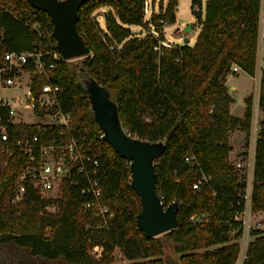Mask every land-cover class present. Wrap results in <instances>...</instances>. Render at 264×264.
Listing matches in <instances>:
<instances>
[{
	"label": "trees",
	"instance_id": "16d2710c",
	"mask_svg": "<svg viewBox=\"0 0 264 264\" xmlns=\"http://www.w3.org/2000/svg\"><path fill=\"white\" fill-rule=\"evenodd\" d=\"M144 1L84 2L76 26L90 54L57 61L47 76L34 72L32 60L23 67L35 73V92L48 80L58 86L57 107L71 113L72 132L86 129L85 146L99 160L101 198L114 217L106 228H93L98 218L80 209L88 196L81 192V185L67 180L57 197L45 198L28 189L14 201L13 184L24 163L17 148L0 165V264H113L117 248L132 260L128 264H164L165 246L176 250L182 264H235L239 253L235 239L242 231L234 214L243 208L244 180L229 159V138L235 129L249 133L253 102L247 96L244 115H233L234 99L226 78L233 64L255 75L262 0H191L199 25L194 43L161 46V52L155 46L163 35L156 38L147 32L138 37L131 30L144 23ZM177 3L168 0L163 12L151 15V21L175 22ZM100 8L106 9L102 26L94 16ZM22 10L26 16H19ZM34 23L52 31L47 12L35 9L28 0H0V68L5 52L28 51L39 43L44 47L49 40L56 41L54 36L39 35ZM90 77L108 89L129 133L166 144L154 160L157 191L164 205L176 200L180 208L178 226L163 236L147 237L138 228L141 202L130 185L129 162L101 136L84 89ZM258 107L262 118L255 144V212L264 211V69ZM5 111L0 108L3 116ZM9 129L13 137L42 132L39 125L20 123ZM187 154L195 157V164L186 162ZM202 172L212 179L193 189V181ZM201 213L205 214L201 220H190ZM250 234L253 238L241 264H264V231L253 228ZM95 246L101 249L99 256L91 252Z\"/></svg>",
	"mask_w": 264,
	"mask_h": 264
},
{
	"label": "built area",
	"instance_id": "2783aa9c",
	"mask_svg": "<svg viewBox=\"0 0 264 264\" xmlns=\"http://www.w3.org/2000/svg\"><path fill=\"white\" fill-rule=\"evenodd\" d=\"M147 4L148 2L145 0L143 7L145 14ZM26 15L27 11L22 10L19 16ZM163 23L161 18L154 21L149 20L150 33L156 38H160L165 32L158 28V25H163ZM33 28L44 38L53 36L52 31L42 30L40 24L34 23ZM172 45V42L163 38L159 39V45L155 46V49L161 52V46L170 47ZM61 59L64 58L57 49L56 41L52 40H49L44 47L39 43L32 50L4 53L5 64L0 68V92L3 88H16L21 89L22 93L12 95L10 98H4L0 94V108H6L4 116L0 114V157L3 159H0V165H4L5 158L12 156L15 150L20 148L24 156V163L13 184L14 201L20 200L28 189L38 191L42 197L54 198L59 195L60 185L66 180L81 185V192L88 198L81 202L80 209L90 210L98 218L92 227L103 229L114 217V211L106 202L102 201L99 160L93 149L85 146L86 136L84 133L86 129L76 133L71 131V113L57 107V85L48 80L35 92L32 89L33 78H27V80L14 78L15 70L23 69L30 60L33 61L34 72L42 73L54 69L57 61ZM240 69L237 64H233L231 68L233 72ZM258 78L259 76L255 72L253 79L257 81ZM257 108L259 109L258 101L256 103L253 100L252 119L257 115V113L255 114ZM24 110L29 111L28 119L22 116ZM16 123L39 125L42 132L13 137L9 125ZM101 136L104 137L103 134ZM255 144L256 140L251 141L246 160L243 158L236 161L231 160L244 180V190L241 194L243 208L234 214V219L240 222L244 237L241 242L236 240L239 243V253L235 264H241L246 257L249 243L247 236L251 228L255 227V224L252 223ZM185 160L190 164L196 163L192 154H187ZM211 179V175L202 172L193 181L192 187L199 189L203 184L209 183ZM204 216V213L195 214L190 217V220L199 221ZM93 249L101 251L98 246Z\"/></svg>",
	"mask_w": 264,
	"mask_h": 264
},
{
	"label": "water",
	"instance_id": "95a60500",
	"mask_svg": "<svg viewBox=\"0 0 264 264\" xmlns=\"http://www.w3.org/2000/svg\"><path fill=\"white\" fill-rule=\"evenodd\" d=\"M32 7L47 12L52 23L57 49L65 60L76 59L90 54L77 29L79 8L88 0H28ZM190 28V26H188ZM189 40L186 38L184 43ZM94 119L103 132L104 138L113 149L129 162L130 185L138 195L141 210L136 216L138 228L147 237L166 233L178 226L180 203L173 200L164 205L157 191L158 177L154 160L165 150L164 141H149L133 136L123 127L117 104L110 97L108 89L90 77L84 84ZM164 264H182L173 247L165 246Z\"/></svg>",
	"mask_w": 264,
	"mask_h": 264
},
{
	"label": "rangeland",
	"instance_id": "374dc122",
	"mask_svg": "<svg viewBox=\"0 0 264 264\" xmlns=\"http://www.w3.org/2000/svg\"><path fill=\"white\" fill-rule=\"evenodd\" d=\"M148 6H147V12L145 14V18L143 17L144 23L142 25H133L131 27V30L133 34L137 35L138 37L144 36L147 32H150V25H149V20H151V15L154 13H159L163 12L168 0H147ZM263 8H264V0H263ZM195 10L198 11L199 7L195 6ZM202 11H204V1H203V6H202ZM106 12V9L100 8L97 11L94 12V16L98 19L99 25L102 26L104 24V14ZM144 12V10H143ZM264 12V11H263ZM176 20L175 22L171 23L168 20L164 19L163 25L161 24L160 27L162 30H164V39L169 40L172 42V44H182L184 43V40L187 38L190 44H193L197 32L199 30V25H198V20L195 15H193L192 10H191V0H178L177 6H176ZM190 26V28H188ZM258 64L259 67L260 65L264 66V42L262 46H260L259 53H258ZM234 76L235 74H237ZM237 73H234L232 70L228 75L230 78H242L246 80V85L252 86V90L250 95L252 96V102L253 100L258 101V95H259V78L257 81L255 79H252L250 81L249 77L243 73L238 71ZM33 72L26 71L24 69H17L15 70L14 78H22L27 80V78H32L33 77ZM38 74H45L46 76L48 75V71L38 73ZM22 93L21 89H16V88H3L0 92L1 96L4 98L11 97L12 95H20ZM236 98L238 99L236 105L234 106L235 111H240L242 107H244V103L242 100L238 97L236 94ZM257 115L254 116L251 122V128L248 134L244 133L242 136V139L240 140V151L238 152V155H236V158L234 161L243 158L246 160L248 156V150L250 148L251 141H254L257 139L258 131H259V121L262 118V112L260 109L257 108L255 111V114ZM29 111L24 110L22 113V116L26 119H28L30 116L28 115ZM233 141L235 142V136L233 137ZM53 198V197H52ZM49 210H54L52 206L47 207ZM252 219L255 224V227L253 228H259L264 231V211H254L252 214ZM164 233L159 234L157 236H163ZM248 240H252L253 236L248 233ZM243 235L235 241H242L243 240ZM100 250L98 249H93L92 253L95 254V256H99ZM132 262V260L126 259L120 248H117L115 250V261L113 264H128Z\"/></svg>",
	"mask_w": 264,
	"mask_h": 264
},
{
	"label": "crops",
	"instance_id": "0c3cea01",
	"mask_svg": "<svg viewBox=\"0 0 264 264\" xmlns=\"http://www.w3.org/2000/svg\"><path fill=\"white\" fill-rule=\"evenodd\" d=\"M264 8H263V0H262V7H261V18H260V24H259V40H258V50H257V63H256V74L259 76L261 75V69H264L263 65L258 64V53H259V49L260 46H262L263 42H264ZM240 72L245 73L250 81H252L253 76L249 75L247 72H245L244 70L240 69ZM238 72V71H237ZM234 72V73H237ZM238 75L235 74L234 76ZM229 76L231 75H227L226 78V85L229 89V93L231 94V96L233 97L234 101L230 104V111L233 115L242 117L245 113L246 110V103H245V98L247 96L250 95L251 90H252V86H247L246 85V80L242 79V78H230ZM236 94L238 95V97L242 100V102L244 103V107H242V109L240 111H235L234 110V106L236 105L238 99L236 98ZM245 131L241 130V129H235L234 131L231 132L230 134V145L232 147L230 153H229V159L234 161L236 158V155H238V152L240 151V140L242 139V136L244 135ZM235 136V142L233 141V137Z\"/></svg>",
	"mask_w": 264,
	"mask_h": 264
}]
</instances>
